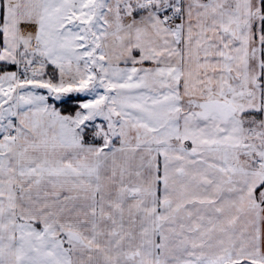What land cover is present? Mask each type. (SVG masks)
<instances>
[{
    "label": "snow or ice",
    "instance_id": "obj_1",
    "mask_svg": "<svg viewBox=\"0 0 264 264\" xmlns=\"http://www.w3.org/2000/svg\"><path fill=\"white\" fill-rule=\"evenodd\" d=\"M0 264H264V0H0Z\"/></svg>",
    "mask_w": 264,
    "mask_h": 264
}]
</instances>
